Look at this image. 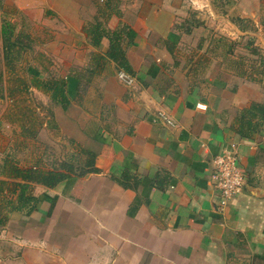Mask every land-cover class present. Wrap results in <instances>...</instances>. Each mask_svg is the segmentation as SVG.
I'll return each mask as SVG.
<instances>
[{"label": "crops", "instance_id": "obj_1", "mask_svg": "<svg viewBox=\"0 0 264 264\" xmlns=\"http://www.w3.org/2000/svg\"><path fill=\"white\" fill-rule=\"evenodd\" d=\"M217 4L0 0L37 49L6 89L43 97L37 129L68 144L25 166L38 202L0 225V264H264V0ZM115 32L131 74L106 56ZM72 74L66 108L34 83ZM232 147L244 186L218 211L213 159ZM54 169L69 177L49 188Z\"/></svg>", "mask_w": 264, "mask_h": 264}, {"label": "trees", "instance_id": "obj_2", "mask_svg": "<svg viewBox=\"0 0 264 264\" xmlns=\"http://www.w3.org/2000/svg\"><path fill=\"white\" fill-rule=\"evenodd\" d=\"M86 33L93 43L98 45L102 33L98 24H90L86 28ZM130 35V33H128ZM22 37L28 39L20 31H16V25L9 20H2L0 23V81L2 80L3 68L13 69L26 49L30 45L22 42ZM121 34L114 33L110 39L109 49L106 52L108 59L112 60L118 69L131 74L130 65L121 47ZM41 81H34L40 85L45 92H49L51 100L66 108L79 94L81 85L77 75H67L65 79H49L39 84ZM5 91H8L5 88ZM8 91V96L12 97ZM32 169L22 167L14 159L5 157L0 164V225L8 220V214L14 211H31L35 208L38 200L30 193L31 181L35 178ZM69 177L63 170H50L46 174L47 187L53 188Z\"/></svg>", "mask_w": 264, "mask_h": 264}, {"label": "rangeland", "instance_id": "obj_3", "mask_svg": "<svg viewBox=\"0 0 264 264\" xmlns=\"http://www.w3.org/2000/svg\"><path fill=\"white\" fill-rule=\"evenodd\" d=\"M216 1L218 2V7L224 8H230L234 3V0ZM18 16L12 19L11 12L7 8H0V23L3 19H10L15 20L18 24L29 25L28 22L26 23L27 20L25 21L20 18L21 14H18ZM29 30L26 27L19 30L24 36L28 37V39L22 37L24 45H30L34 42L33 39L31 42L29 38L31 36ZM36 52V47L34 50L33 48L30 50L26 49L20 60L14 64L13 69L3 68L2 80L0 81V164L7 156L14 159L22 167L34 162L36 157H40V154H43L45 161H48L49 159H54L57 155L59 156L57 153H61V151L65 152L64 150H66L68 145L64 139L59 140L57 135L53 134L52 131L40 133V129H37L39 123L45 121L46 117V113L44 114L46 107L44 106L45 100H43V97L35 94L29 95V93H23V91L9 97L8 91H5V88L8 89L9 86L13 89L15 87L18 89L23 88L21 82L9 79V77L25 76L27 63L32 60L31 58L34 57ZM30 125L31 127L27 128Z\"/></svg>", "mask_w": 264, "mask_h": 264}, {"label": "built area", "instance_id": "obj_4", "mask_svg": "<svg viewBox=\"0 0 264 264\" xmlns=\"http://www.w3.org/2000/svg\"><path fill=\"white\" fill-rule=\"evenodd\" d=\"M119 80L127 86L134 82L133 78L125 72L118 73ZM161 119L166 125L175 127V122L165 113H159ZM213 172L211 179L215 187L220 192L217 210L223 211L228 204L241 193L244 186V175L238 166V154L234 147L225 149L213 159Z\"/></svg>", "mask_w": 264, "mask_h": 264}]
</instances>
